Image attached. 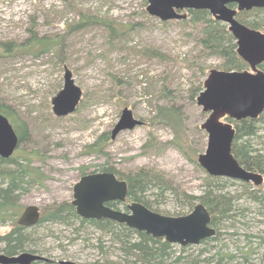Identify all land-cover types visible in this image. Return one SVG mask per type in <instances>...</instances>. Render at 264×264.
<instances>
[{
    "label": "rangeland",
    "instance_id": "obj_1",
    "mask_svg": "<svg viewBox=\"0 0 264 264\" xmlns=\"http://www.w3.org/2000/svg\"><path fill=\"white\" fill-rule=\"evenodd\" d=\"M146 8V0H0V100L10 104L27 126L28 136L16 153L30 156L43 177L22 194L19 216L28 205H37L44 219L53 205L73 199L74 185L82 173L101 172L109 166L122 173L153 171L180 193L200 196L206 190L210 174L198 157L207 148L208 135L198 127L209 113L190 97L191 85L208 75L200 73V66L208 68V73L223 70V60L203 54L198 25L162 21ZM79 9L109 19L124 33L114 40L107 28L78 26ZM32 29L39 35L66 38V61L60 62L64 53L56 56L54 50L37 55L16 50L1 56L5 43H22ZM148 48L157 49L163 57L151 58L137 51ZM66 66L82 88L83 98L74 113L59 117L53 112L52 98L63 87ZM164 84L171 90L168 98L161 96ZM165 104L183 114L186 130L176 139L181 146L173 143L171 127L152 122L157 105ZM125 107L143 124L112 138ZM260 131L263 136L255 143H264V127ZM106 133L109 138L98 146L102 151H94L91 145ZM223 179L225 191L243 192V182ZM199 202L195 200L190 207L168 193L154 207L162 214L179 216L190 213ZM239 202L246 207L245 216L219 224L217 240L185 250L175 244L176 255L185 258L176 264H216L219 253L225 264H264L260 243L264 214L245 197ZM117 206L126 210L125 203ZM11 227L9 222L0 226V235ZM29 232L38 254L52 263L115 264L121 260L111 237L86 223L45 221Z\"/></svg>",
    "mask_w": 264,
    "mask_h": 264
},
{
    "label": "trees",
    "instance_id": "obj_2",
    "mask_svg": "<svg viewBox=\"0 0 264 264\" xmlns=\"http://www.w3.org/2000/svg\"><path fill=\"white\" fill-rule=\"evenodd\" d=\"M79 11L82 13H80L78 19V26L89 25L107 28L110 31L109 37L115 38L114 40L124 33L112 21L105 17H100L92 12L80 9ZM186 11L188 17L181 19V22H177L184 25L189 23L195 26L198 25L199 34L197 35V40L201 44L205 56L210 55L222 59L223 70L244 71L250 68L249 64L238 54L237 41L230 32L227 24L217 20L208 10L188 9ZM238 16L241 22L264 32V8H254L250 11L240 12ZM68 26L70 27V25ZM33 30H31L30 37L20 44L12 45L9 42L5 43V49L1 56H10L16 50L28 51L36 55L54 50V55L56 56L61 52H65L66 38L39 35V32L36 30L34 32ZM114 40H110L109 43L113 44ZM56 47H58L59 52L55 49ZM137 51L151 58L163 57V54L157 49H137ZM66 58L65 53L64 56L62 54L60 62L62 61L64 63ZM259 67L264 70V63ZM200 69V73L203 76L208 74L206 71L208 68L205 69L203 66H200ZM163 80H167V77H164ZM203 84L204 80H201L198 84L193 83L191 85L190 97L193 100H196L203 90ZM169 91L171 92L164 84L161 90V96L165 98L170 97ZM157 106L158 110L156 115L151 117L152 122L171 127L175 133L173 143L176 146H181L176 139L177 137L180 138L178 134L181 130H186L185 123L183 122V114L172 105L168 106L165 104ZM0 113H3L11 120L19 136V146L23 144L28 136L25 122L22 119H18L14 108L3 100H0ZM233 123L237 128L236 137L233 142V153L235 157L245 168L260 172L264 175V143H255V140L263 136L260 130L264 127V111L257 118H246L240 121H233ZM198 129L201 130L202 128L199 126ZM107 138H109V133L101 135L100 139L91 145V148L94 151H102V148L98 149V146H100L101 142H105ZM260 144H263V148H261L262 146ZM17 150L9 158L0 156V226H5L8 222L12 226L10 231L0 235V252L8 255H15L25 251L38 253L37 248L33 246V237L29 229L36 228V226L45 221L59 222L65 225L72 224L76 221L96 227L103 234H108L111 237L113 245L120 252L121 258L115 264H176L183 262V260L185 261L183 255H176V251H174L176 245L166 241L164 238H154L144 231H138L135 228L127 226L125 223H117L109 219L83 218L77 214L76 208L70 201L53 205L45 211L47 213L44 219L40 218V222L33 227L27 228L20 225L18 223V217L20 214L21 196L34 181H41L43 177L39 173L38 167L32 165V158L26 155H19V153H16ZM106 171L113 172L119 179L127 181L128 202H141L154 211H159L154 207L157 200H164L168 196V193L172 194L177 200L190 205V207L194 206L195 200L203 203L211 213V224L216 228L217 232L215 236L206 238L201 243L208 244L218 239L221 235L219 224L224 225L226 221L233 222L237 217L245 216L246 207L239 202L242 197L255 203L259 212L264 214V184L255 185L252 182L239 180L244 183L242 184L244 190L242 193L234 194L225 191L226 181H224L223 177L208 175L207 182L209 185L206 190L202 195L195 196L186 192L180 193L172 185L173 183L153 171L141 169L135 173H122L115 171L112 166L104 167L101 170V172ZM117 204L120 203H109L112 207H117ZM260 243L264 246V237L261 238ZM181 247L183 250L186 249V246ZM219 256V261L216 264H225L223 262L224 255L219 253ZM31 264L59 263H52L50 260H41L33 261Z\"/></svg>",
    "mask_w": 264,
    "mask_h": 264
},
{
    "label": "water",
    "instance_id": "obj_3",
    "mask_svg": "<svg viewBox=\"0 0 264 264\" xmlns=\"http://www.w3.org/2000/svg\"><path fill=\"white\" fill-rule=\"evenodd\" d=\"M147 12L162 21L181 20L188 17V9L208 10L217 20L228 25L237 41L238 54L251 70L227 71L211 69L204 80L197 103L209 113L201 128L208 135L206 150L198 157L199 164L212 176L237 179L260 185L264 175L245 168L233 153L237 128L233 121L257 118L264 111V32L241 22V11L264 8V0H146ZM83 98V90L76 83L69 67L64 70L63 87L52 98L53 112L61 117L74 113ZM143 121L125 107L112 130V138L121 131L133 129ZM19 146V136L10 119L0 113V156L9 158ZM128 197V183L113 172L83 175L74 186L72 204L78 215L86 219H109L144 231L154 238L181 246L200 244L215 236L209 209L201 202L185 215L169 216L154 211L141 202L127 203L126 210L113 208L107 203L123 202ZM40 207L28 205L18 218L24 227L39 223ZM49 261L43 255L29 251L15 255L0 252V264H31ZM60 264H83L62 260Z\"/></svg>",
    "mask_w": 264,
    "mask_h": 264
},
{
    "label": "flooded vegetation",
    "instance_id": "obj_4",
    "mask_svg": "<svg viewBox=\"0 0 264 264\" xmlns=\"http://www.w3.org/2000/svg\"><path fill=\"white\" fill-rule=\"evenodd\" d=\"M250 67V66H249ZM250 70H251V68H249ZM247 70V69H246ZM93 173H98V172H93ZM86 174H89V173H84V174H82V176L83 175H86ZM81 179V178H80ZM75 186V185H74ZM73 199H74V193H73ZM72 199V200H73ZM72 200L70 201L71 202V204H72ZM131 202V201H130ZM111 203V202H110ZM112 203H115L114 201L112 202ZM118 203V202H117ZM119 203H123V202H119ZM127 203H129L128 201H126L125 202V204H126V208H127ZM73 205V204H72ZM107 205H109V203H107ZM74 206V205H73ZM110 206V205H109ZM75 207V206H74ZM112 207V206H111ZM76 208V207H75ZM113 208H116V209H119V207L117 206H113ZM122 210V209H121ZM77 212V211H76ZM78 214V213H77ZM40 222V221H39ZM33 227V226H32ZM27 228H29V227H27ZM165 239V238H164ZM173 244V243H172ZM179 245V244H178Z\"/></svg>",
    "mask_w": 264,
    "mask_h": 264
},
{
    "label": "bare ground",
    "instance_id": "obj_5",
    "mask_svg": "<svg viewBox=\"0 0 264 264\" xmlns=\"http://www.w3.org/2000/svg\"><path fill=\"white\" fill-rule=\"evenodd\" d=\"M201 127V126H200ZM127 201V200H126ZM132 202V201H131ZM130 203V202H129Z\"/></svg>",
    "mask_w": 264,
    "mask_h": 264
}]
</instances>
